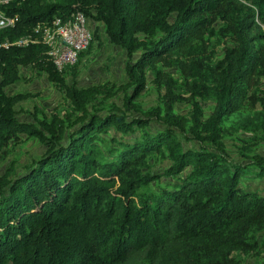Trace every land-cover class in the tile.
<instances>
[{
  "label": "trees",
  "instance_id": "16d2710c",
  "mask_svg": "<svg viewBox=\"0 0 264 264\" xmlns=\"http://www.w3.org/2000/svg\"><path fill=\"white\" fill-rule=\"evenodd\" d=\"M0 11L13 22L0 29V45L34 41L0 47V148L20 136L45 148L0 176V264H229L246 245L258 246L264 264V239L251 233L264 225V195L243 186L264 180V157L232 160L219 130L264 82V0H11ZM77 11L125 52L119 105L106 107L118 91L107 83L66 85L68 72H57L35 31ZM218 21L233 45L212 68L207 36ZM173 64L183 89L161 68ZM26 67L63 94L62 108L41 120H20L24 96L4 92ZM148 71L163 94L143 111L133 102ZM209 97L203 119L198 99ZM183 101L188 117L174 111ZM157 156L169 165L153 174L148 159ZM153 182L155 191L139 194Z\"/></svg>",
  "mask_w": 264,
  "mask_h": 264
},
{
  "label": "rangeland",
  "instance_id": "374dc122",
  "mask_svg": "<svg viewBox=\"0 0 264 264\" xmlns=\"http://www.w3.org/2000/svg\"><path fill=\"white\" fill-rule=\"evenodd\" d=\"M256 22L258 24L259 20L256 19ZM89 27L94 39L89 46L90 50H88V47V51H84L86 53L79 57L76 65L66 73L64 81L66 85L76 84L78 88L107 83L118 91L114 97L107 100L106 107L111 103L119 105L122 96L120 88L126 83L124 71L125 52L108 42L102 24L89 21ZM220 28L221 24L218 21L214 25V32H209L207 36V44H209L207 50L211 58L207 63L212 68L216 61L222 58L223 47L233 45L229 39L218 32ZM260 32L262 33V30ZM138 54L136 53L132 60H136ZM161 68L177 82V86H182L181 89H183V76L176 65ZM145 76L146 88L133 102L143 111L160 106L163 94V91H159V88L152 83V72L148 71ZM187 80V88H189L192 81ZM4 92L7 95L19 94L24 96L15 107L17 117L20 120H31V118L41 120L43 117H48L49 113L55 109H61L63 105V94L47 81L46 75L39 74L29 67L20 68L19 79L12 85L5 87ZM185 97L188 98L189 95L187 94ZM263 99L264 82L252 89L242 109L222 118L219 126L220 142L232 160L240 161L253 155L264 157V107L260 101ZM198 102L201 103L202 118L207 119L212 113L214 99L210 97L205 100L198 99ZM174 111L188 117L191 105L184 101L178 102L174 106ZM44 151V146L34 138L20 136L18 139L10 140L6 147L0 148V176L4 175L11 167H14L16 171H22L33 160L43 155ZM148 160L151 167L150 171L153 174H160L169 165L168 161L158 156ZM160 181L166 183L163 177ZM156 184L157 182H153L150 186L142 188L139 194L145 196L150 191H155ZM243 186L249 192L264 195V180L253 179L249 181L248 179L243 182ZM251 233L255 236V239H264V225L261 230L252 231ZM247 237H250V233ZM176 248L175 255L177 256L175 258H178L185 252V248L183 244L176 246ZM198 252L204 253L203 250ZM206 256L211 257L212 255L206 254ZM175 258L173 259L175 260ZM230 258L233 262L230 261L229 264H256L262 260V255L259 253L258 246L246 245L240 250L233 251L229 256V260Z\"/></svg>",
  "mask_w": 264,
  "mask_h": 264
},
{
  "label": "built area",
  "instance_id": "2783aa9c",
  "mask_svg": "<svg viewBox=\"0 0 264 264\" xmlns=\"http://www.w3.org/2000/svg\"><path fill=\"white\" fill-rule=\"evenodd\" d=\"M1 0L0 5L7 4ZM11 19L5 17L0 11V29L12 26ZM264 33V25H260ZM35 31H40L42 43L47 47V55L58 73L64 74L73 68L81 53L93 42V33L89 28V20L82 12H74L68 18L55 17L50 24L37 26ZM34 43L29 38H22L13 44L3 43L0 47L9 45L25 46Z\"/></svg>",
  "mask_w": 264,
  "mask_h": 264
},
{
  "label": "crops",
  "instance_id": "0c3cea01",
  "mask_svg": "<svg viewBox=\"0 0 264 264\" xmlns=\"http://www.w3.org/2000/svg\"><path fill=\"white\" fill-rule=\"evenodd\" d=\"M91 25V24H90ZM90 28V27H89Z\"/></svg>",
  "mask_w": 264,
  "mask_h": 264
}]
</instances>
